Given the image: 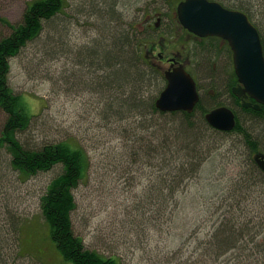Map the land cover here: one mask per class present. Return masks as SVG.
Returning a JSON list of instances; mask_svg holds the SVG:
<instances>
[{
    "label": "rangeland",
    "instance_id": "rangeland-1",
    "mask_svg": "<svg viewBox=\"0 0 264 264\" xmlns=\"http://www.w3.org/2000/svg\"><path fill=\"white\" fill-rule=\"evenodd\" d=\"M33 1L0 0V16L11 24H19L27 5ZM241 1L246 4L243 8L255 23L262 24L260 20L264 21V0ZM164 5L165 8L161 0H66L62 14L45 28V37L53 39L47 42L49 47L46 50L62 53V56L48 57L44 38L43 42L29 46L12 59L9 83L15 93L23 97L28 110L37 116L32 130L25 134L26 141L32 138L40 142L72 136L80 141L91 157V177L75 193L78 209L73 215L76 233L83 237L88 248L97 249L106 255H116L122 264H228V257L219 260L207 257L209 245L206 242L215 232V221H210L204 212L200 214L193 210V203L200 200L199 194L194 193L197 188L189 190L188 187L185 195L178 196L184 207L171 224H161L156 228L152 222L145 227L146 221L142 219L138 225H134L136 221L126 214L125 207L133 200H144L145 204L152 200L146 196V191L161 166L157 160L150 161L153 168L147 160L146 164L133 162L137 151L131 141L135 134L130 132V125L134 121L130 119L127 123H116L108 111L109 118L104 111L101 115L98 110L99 98L93 92L99 73L96 68L90 67L95 58H90L89 50L95 48L96 51L102 46L99 55L103 50L113 52L112 45L117 40L121 42L122 36L129 33L131 25L143 27L144 20L155 12L164 15L166 12L163 20L168 21L173 11L165 9L172 4ZM111 17L116 20L112 21ZM164 21L160 25L165 24ZM154 23L156 21L150 26L154 27ZM172 27L177 26L158 29L159 32H167L168 37L161 38L164 40L162 50H156L155 57L163 53L171 58L182 52L184 62L189 61L188 68L198 81L205 104L215 97L216 102L232 108L233 105L226 102L228 97L225 95L226 74L223 73V67L212 75L206 64L207 54L203 55V68H199L196 61L202 58L199 55L202 51L198 49V41L179 27L168 35ZM10 33V28L0 21V38ZM144 33L145 30L140 28V34ZM211 44L215 45L214 42ZM209 47L210 50L206 49L209 51L205 52L212 51L213 48ZM153 61L158 63L157 59ZM214 63L211 62L210 67ZM159 65L162 73L168 69L167 65ZM139 67L143 73L144 69ZM88 68L95 75H89ZM145 78L153 80L148 75ZM146 84L148 81H145L144 87ZM165 86V82L160 86L159 82L152 81L146 96L157 97L158 88L161 87L162 91ZM138 98L136 96V103ZM214 104L213 100L207 105L209 110ZM151 117L160 121L158 116ZM200 117L201 112L198 111L193 118L198 122ZM249 117L242 115V124L245 123V129L264 149V126H253L248 121ZM148 118L150 120V116ZM4 119L5 115L0 112V127ZM258 121L264 122V119L255 118L257 124L260 123ZM175 128L182 130L177 124ZM209 137L206 143H209L211 153H208L202 168L201 182L205 183L206 180L222 185L236 182L237 176L247 166L244 155L247 148L241 145V135L230 134L220 142L212 139L211 135ZM0 154L5 156L4 152ZM59 173L57 167L21 182L15 172L0 164V242L5 239L4 255L10 256L16 264L17 261L19 264H60L40 205L46 187ZM153 198L159 200L158 196ZM144 211L146 216L151 214L148 212L149 206ZM127 213L131 214V209ZM12 218L21 222V247L26 254V257L17 261L11 255L14 252ZM155 219L159 223L157 212ZM249 246L253 247L252 244Z\"/></svg>",
    "mask_w": 264,
    "mask_h": 264
},
{
    "label": "trees",
    "instance_id": "trees-1",
    "mask_svg": "<svg viewBox=\"0 0 264 264\" xmlns=\"http://www.w3.org/2000/svg\"><path fill=\"white\" fill-rule=\"evenodd\" d=\"M65 4L66 0H34L27 5L19 24H11L0 16V21L11 30L9 35L0 38V112L5 115L0 127V153L4 152L5 156L0 154V164L15 172L21 182L59 167L60 173L46 187L40 205L60 264H122L116 255H106L97 249L88 248L83 237L76 233L73 215L78 209V203L75 193L91 177L93 162L89 153L72 136L40 142L32 138L26 141L25 134L32 130L37 116L28 110L23 97L16 94L9 83L12 59L17 58L29 46L43 42L44 38L45 54L50 58L62 56V53H50L46 50L49 47L47 42L50 43L53 39L45 37V28L62 14ZM111 20L115 21L116 18L111 17ZM260 22L262 24L257 26L264 45V21ZM140 28L145 29L144 34H140ZM140 28L138 25H131L129 33L122 36L121 42L117 40L112 45L113 52L102 49L103 52L99 55L102 46L96 51L94 48L88 52L90 58H95L90 67L96 68L99 73L93 88L99 98V113L103 115L104 111L107 115L108 111L116 123H127L130 119L134 121L130 125V132L135 134L131 141L137 151L133 162L146 164L147 160L153 168L150 161L157 160L161 166L160 172L150 180L151 184L146 191V196L152 200L148 204L144 200H133L125 207L126 214L136 221L134 225H138L142 219L146 221L145 227L152 222L156 228L161 224H171L184 207L178 196L185 195L188 187L189 190L197 188L194 193L199 194L200 200L193 203V210L200 214L204 212L210 221H215V232L206 242L209 245L207 257L217 260L228 257V264H264V173L254 161V152L257 151L259 142L244 126L237 125L233 132L225 133L208 125L204 117L209 111L207 105L213 103V100V108L223 105L222 102H216L215 97H211L213 100L210 99L207 105L202 98L193 114L159 111L155 102L162 88H158L157 97H148L146 94L152 81L159 82L160 86L165 82L162 71L152 66L151 59L156 50H162L164 40L161 38L168 36L167 32H159L155 26ZM176 28L178 27H172L168 35L177 31ZM139 66L145 70L143 73ZM111 69L113 70L110 72ZM88 74L95 75V72L89 70ZM147 75L153 80H147ZM145 81H148L146 87ZM135 95L139 97L138 103ZM198 111L201 112V117L195 122L193 117ZM253 114L258 117H250L248 121L253 126H264V122H255V118H264V114ZM151 116H158L160 121ZM175 124L182 130L175 128ZM234 133L241 135V145L247 148V153L245 151L244 154L246 169H243L234 183L214 184L204 179L205 183H202V168L208 153H211L206 139L211 135L212 139L220 142ZM154 141L156 142L153 143ZM155 196L159 200L156 201L153 198ZM146 206H149V216L144 211ZM129 209L131 214L127 213ZM156 212L159 223L155 219ZM11 224L14 248L11 255L17 261L26 257L21 247L22 227L20 220L15 221L13 218ZM4 243L5 239L0 242V264H11L12 258L4 255Z\"/></svg>",
    "mask_w": 264,
    "mask_h": 264
},
{
    "label": "water",
    "instance_id": "water-1",
    "mask_svg": "<svg viewBox=\"0 0 264 264\" xmlns=\"http://www.w3.org/2000/svg\"><path fill=\"white\" fill-rule=\"evenodd\" d=\"M181 25L199 37H220L229 42L234 54V64L239 82L244 87L233 89L237 96L250 95L264 105V48L258 29L241 11L227 10L218 3L207 0H186L177 9ZM171 62L175 63V59ZM167 86L156 101L162 112L193 113L200 102L196 82L183 65L172 67L165 73ZM245 107L251 104L244 103ZM259 109V105L254 106ZM213 128L232 131L236 126L235 113L220 107L206 115ZM255 160L264 172V155Z\"/></svg>",
    "mask_w": 264,
    "mask_h": 264
},
{
    "label": "flooded vegetation",
    "instance_id": "flooded-vegetation-1",
    "mask_svg": "<svg viewBox=\"0 0 264 264\" xmlns=\"http://www.w3.org/2000/svg\"><path fill=\"white\" fill-rule=\"evenodd\" d=\"M161 1H162L164 8H165L164 3L165 4L166 3L172 4L171 7H168L165 10H168V9L175 10L177 8V6L179 5V3H181L182 1H185V0H161ZM208 1L217 2V3L221 4L222 6H224L225 8L230 9V10L245 9V8H243V6L246 5V4H243V1H241V0H208ZM171 2H173V3H171ZM165 15H166V12H165ZM165 15H164V13L155 12V14L149 15L148 18L146 20H144L143 23L144 24L146 23L145 24L146 26H150V25H153V22L156 21V23H154V26L156 28H158L159 26L161 28L163 26H177V27L181 26L179 23V19H178L176 14L173 15L174 19L172 17L171 19L169 18L168 21L163 20V17H165ZM163 21L165 24L160 25V23H163ZM150 27H152V26H150ZM186 34L188 36H192L193 38H195L199 43L198 49H200V51H202L199 54L202 58H200V60L196 61L199 65V68H203V62H205L203 55H207V54H209L210 56L208 55V57L205 58V59H208L206 64H207L208 70H210L212 75L216 74L221 69V66L223 67V73L225 72V74H226V83H225L226 94H229V95L225 94L226 97H228V100L226 102L231 103V105H233V107L232 108L230 107V108L235 113L237 125L244 126L245 123L242 124V120H243L242 115L246 114V115L251 116V117H258V116H253L254 115L253 112L264 114V112H263L264 111V105L261 103H258L250 95L246 96V94H244L241 96H237L233 93L234 88L244 87V85H242L239 82V79L236 75L233 53H232L231 48L229 47L228 43L223 41V40H222L223 42L219 41V39L216 37L201 38V37H197L195 35H192L188 32ZM212 42H214L215 45L211 44ZM218 42H219V44H218ZM226 43H227L228 47H227V49L223 50L222 48L226 47L225 46ZM209 45L213 48L212 51H210V53L205 52V51L210 50ZM206 49H209V50H206ZM213 52H214V54H213ZM203 53H205V54H203ZM160 54H162V53H160ZM171 58H175V60L177 62V64H175V67H177L179 64H182L185 66V69L188 72H190V69L188 68L189 61L187 63L184 62V55H182V52H179V54L177 56H174ZM196 58H199V57H196ZM170 59H167L166 56L162 54V55L158 56V63L154 62L153 61L154 59H152L151 63H152V66H155L157 68H161L159 64L167 65L168 69H169L172 66V63L169 62ZM214 61H218V62L214 63ZM211 62L214 63V66H212V67H210ZM191 75L194 77V75L192 73H191ZM194 79H195V77H194ZM196 82H197V86H198V81L196 80ZM244 103L251 104V106L245 107ZM257 104L259 105V109H255V107H254ZM223 105L228 106L227 104H224V103H223ZM261 146H262V144H259L257 151L254 152V155H264V149L261 148Z\"/></svg>",
    "mask_w": 264,
    "mask_h": 264
}]
</instances>
